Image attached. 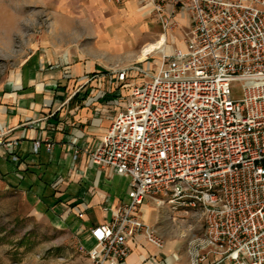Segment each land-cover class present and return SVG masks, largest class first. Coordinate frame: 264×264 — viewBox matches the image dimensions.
<instances>
[{"label":"built area","instance_id":"obj_1","mask_svg":"<svg viewBox=\"0 0 264 264\" xmlns=\"http://www.w3.org/2000/svg\"><path fill=\"white\" fill-rule=\"evenodd\" d=\"M140 1L164 33L182 29L183 45L115 70L127 92L85 153L130 177V202L90 229L89 264H121L141 239L164 248L142 216L145 202L200 214L191 264L209 254L213 264H264V0ZM6 141L5 154L17 162L19 139ZM43 143L52 149L38 138L33 152Z\"/></svg>","mask_w":264,"mask_h":264},{"label":"crops","instance_id":"obj_2","mask_svg":"<svg viewBox=\"0 0 264 264\" xmlns=\"http://www.w3.org/2000/svg\"><path fill=\"white\" fill-rule=\"evenodd\" d=\"M124 2L135 20H140L142 12L154 14L140 0ZM181 21L186 23L185 18ZM115 70L94 69L90 62L73 60L65 68L47 52L33 51L0 91V135L19 139L17 162L0 145V173L27 194L38 211L77 233L85 247L95 243L90 229L108 221L112 209L130 202V177L91 164L85 153L106 133L122 103L120 95L127 92L118 89ZM38 138L53 142L52 149L43 143L34 153ZM77 148L80 153L75 159ZM157 208L145 202L142 216L160 232L164 248L141 239L139 244L131 243L132 251L121 264H158L167 257L169 262L162 264H191L190 229L179 231L171 220L160 221L153 214ZM215 260L217 256L209 254L200 264Z\"/></svg>","mask_w":264,"mask_h":264},{"label":"rangeland","instance_id":"obj_3","mask_svg":"<svg viewBox=\"0 0 264 264\" xmlns=\"http://www.w3.org/2000/svg\"><path fill=\"white\" fill-rule=\"evenodd\" d=\"M124 1L0 0V91L33 51L47 52L65 68L73 60L112 71L141 61L143 47L161 34L166 35L165 52L182 46L177 41H183L182 29L164 33L157 17L145 12L135 20ZM150 55L159 60L162 51ZM5 139L1 134L0 141L7 143ZM164 207L153 211L160 221L169 219L187 233L201 230L197 211ZM89 262L77 233L38 211L28 195L0 173V264Z\"/></svg>","mask_w":264,"mask_h":264},{"label":"bare ground","instance_id":"obj_4","mask_svg":"<svg viewBox=\"0 0 264 264\" xmlns=\"http://www.w3.org/2000/svg\"><path fill=\"white\" fill-rule=\"evenodd\" d=\"M177 41L179 42V44L183 45V43L180 40ZM165 47H167L166 35L161 34L160 38H158L156 41L149 42L143 47V49L141 50L140 60L145 59L148 54L165 50Z\"/></svg>","mask_w":264,"mask_h":264}]
</instances>
